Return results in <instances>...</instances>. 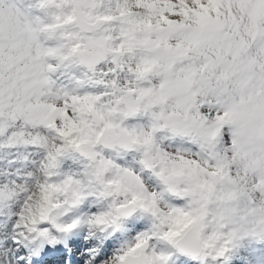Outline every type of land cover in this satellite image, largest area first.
Returning <instances> with one entry per match:
<instances>
[{"label": "snow or ice", "instance_id": "snow-or-ice-1", "mask_svg": "<svg viewBox=\"0 0 264 264\" xmlns=\"http://www.w3.org/2000/svg\"><path fill=\"white\" fill-rule=\"evenodd\" d=\"M264 264V0H0V264Z\"/></svg>", "mask_w": 264, "mask_h": 264}, {"label": "bare ground", "instance_id": "bare-ground-1", "mask_svg": "<svg viewBox=\"0 0 264 264\" xmlns=\"http://www.w3.org/2000/svg\"><path fill=\"white\" fill-rule=\"evenodd\" d=\"M234 264H240V262L239 261H235Z\"/></svg>", "mask_w": 264, "mask_h": 264}]
</instances>
